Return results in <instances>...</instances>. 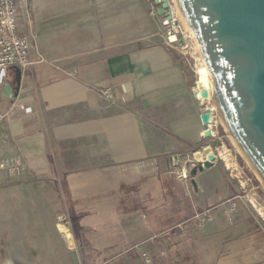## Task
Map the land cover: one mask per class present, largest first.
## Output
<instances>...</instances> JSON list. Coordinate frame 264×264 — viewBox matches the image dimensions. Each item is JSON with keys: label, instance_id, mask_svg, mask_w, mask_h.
Here are the masks:
<instances>
[{"label": "crops", "instance_id": "obj_1", "mask_svg": "<svg viewBox=\"0 0 264 264\" xmlns=\"http://www.w3.org/2000/svg\"><path fill=\"white\" fill-rule=\"evenodd\" d=\"M128 6L129 0H26L20 10V32L35 41L40 57L35 56L36 64L22 71L19 86L15 68L9 80L3 79L0 85V111L7 115L0 136L7 134L11 140L3 143L0 138V156L16 149L27 163V174L21 182L0 192L2 201L12 203L11 208L0 206V230L11 219L15 204L22 206L18 210L21 213H35L36 207L42 212L44 202L57 197L58 182L68 210L83 209V214H92L97 220L110 214L114 218V225L88 226L87 243L93 247L88 254L93 261L115 260V246L122 250L130 246L129 236L140 227L135 219L140 212L148 213L142 215L146 229L162 225L168 233L184 237L199 232L216 234L220 225L232 229L219 208L220 215L204 231L181 230L177 227L195 208H204L173 205L171 198L178 195L172 189L137 191L134 185L122 187L123 182L131 180V174L138 173L149 174V183L159 186L161 162L168 166L187 152L213 147L220 141L222 129L213 118V136L205 137L207 127L201 116L211 107L196 98L184 58L179 56L177 60L173 50L162 44L127 49ZM212 152L216 161L211 168L221 159L217 148ZM202 158L206 160L207 155ZM63 164L85 167L60 172ZM27 190L35 191L38 200L27 203ZM228 197L226 190L220 202ZM164 198L169 199L166 202ZM166 204L169 210L163 208ZM59 229L63 235V226ZM117 229L120 232L114 235ZM129 229L134 230L130 233ZM157 238L147 237L135 246L142 244L153 257L151 248ZM226 242L221 249L210 247L213 240L208 246L189 240L183 254L176 252L171 264L181 261L178 254L184 262L196 258L197 264H216L225 248L232 246L234 250V245L250 241L238 237ZM172 247L163 249L166 255L161 252V256H174L177 247ZM197 249H203L199 258ZM254 254L257 259L248 264H264V247ZM139 258L144 262L141 255ZM0 264L16 263L9 253Z\"/></svg>", "mask_w": 264, "mask_h": 264}, {"label": "rangeland", "instance_id": "obj_2", "mask_svg": "<svg viewBox=\"0 0 264 264\" xmlns=\"http://www.w3.org/2000/svg\"><path fill=\"white\" fill-rule=\"evenodd\" d=\"M169 2L172 7L171 11L173 17L175 16L179 23V27H181L179 30L182 33L181 38L186 43L185 45L189 46L187 50L179 46L171 50H173L174 55L184 58L186 74L193 88L197 85L207 83L211 86L212 90L211 74H208L209 71L207 68L203 67L201 62L198 63V60L201 59L202 56L200 50H198L196 46L197 41L195 35L193 39V36L189 32L190 28L187 26L178 8L177 1L169 0ZM159 7V5L155 4L154 0H129V29L127 32L128 50L144 48L154 44H162L168 47L166 45L168 37L167 28L163 24L166 18L158 14L157 9ZM143 18L147 20L144 19L143 21ZM151 34L152 36L150 37L146 36ZM182 54H184V56ZM203 103L206 104L205 107L209 106L214 108L216 111V126L222 128L219 131L220 141H216L213 147L210 146L209 148H211V150L217 148V151H219L218 153L228 155L229 160L226 162L223 156L219 154L221 159L217 162L215 167L204 169L205 172L203 174L198 171L196 175H193V170L196 169V166H200L201 162L205 161L202 158L205 154V150L203 151L204 154L201 148L194 151L192 150L183 155L177 163L167 166V164L161 162L159 169V186L157 183L154 185L148 183L147 185L145 184L147 187L143 189L147 190L151 187L172 189L178 195L171 198L173 205L187 207L195 204L200 209L215 208L236 196H240L242 200L238 204L237 219L234 226H227L232 229L225 230L223 225H220V229H218L220 232L218 231L216 233L217 235L211 233L207 236L199 232L191 233L184 237L181 234L173 233V235L168 233L169 229L162 225L160 227H155L153 230L146 229V218H142V215L145 214L148 216V213L140 212L138 213V217H135V219L138 218L139 220V224L136 226L140 225V227L135 231L133 236H129L130 246H128V252H126L128 248L122 250L119 246H115L114 252L116 253L115 256L118 258L109 261L110 264H146L145 261L143 262L139 258V255L143 252L146 253L154 264H171L174 258H177L176 252L180 255L183 254V247H185V244H187L189 240L193 243L196 242L198 245L199 243L202 244V242H205V244L203 243L204 246H208V242L213 240L210 247L215 246L223 248L227 243L226 241L232 238H250L253 237L254 234H257L258 237L264 236V182L230 137L225 124L221 120L220 114L215 108L213 100H205ZM84 167L85 166L82 165L63 164L60 165L61 169L59 171L72 172L74 169ZM131 180L132 181L129 182L126 181L128 183V188L139 185L137 181L133 183L132 178ZM144 181L141 184H144ZM58 183L59 193L57 197L44 202L43 205L45 208L41 210L42 212L38 211L39 208L36 207L37 212L30 213L27 211V214H25L18 212V210H21L22 206H16V204L15 206L12 205V207L14 206L12 208V217L9 221L6 220L3 225L4 228L0 230V259H2V257H8L10 253L11 258L16 264H100L106 262L101 260H90L88 253L93 247L89 246L87 243V233H90L88 231V226L97 223H100V225L101 223L102 225H114V218H111L112 215L110 214L107 219H102V217L100 220H97L93 218L92 214L88 216L83 214L81 211L83 209H76L75 212H72L70 209L68 210L62 188L60 187L61 182ZM226 190L229 197L220 202V197L224 195ZM69 192H67V196H69ZM35 194V191L27 190V203L31 202L33 199L35 201L38 200ZM168 199L169 198H164L166 202ZM11 204V201L8 203L6 199L2 201V198H0V206L6 208L9 206L11 208ZM167 206L168 204L163 208L169 210L170 208L168 209ZM166 212L169 211H164V214H166ZM2 215L7 216L8 213L3 212ZM219 215L220 210H217L214 216L216 217ZM169 217L170 213L165 215L166 219ZM59 225H62L71 233L74 240L72 243L67 242L60 233ZM129 230L131 233L134 229ZM119 232V229L115 230L114 235H118ZM153 235L158 237L154 240V246L151 248L153 257L145 251V247H142V252L141 250L132 249L139 241ZM37 236L41 237L36 239L35 237ZM213 237H215V240ZM170 245L174 248L177 247L173 254L174 256L169 254L168 257H162L160 253ZM192 246L193 248L195 247V245ZM202 248L205 249L208 247ZM94 249L97 251V246H94ZM180 249L181 252H179ZM203 249H197L195 251L197 252L198 258L200 257L199 250ZM227 253L229 255H224L223 257L229 256L228 258L230 259L226 261L225 264H240L241 262L243 264H248L257 259L253 253H240L238 257L230 256L236 255V253L230 254L229 251H227ZM179 254L178 259L181 258V261L178 260L175 264L198 263L196 258H193L194 260L192 261L185 260L184 262V257L179 256ZM219 257H221V255H219Z\"/></svg>", "mask_w": 264, "mask_h": 264}, {"label": "water", "instance_id": "obj_3", "mask_svg": "<svg viewBox=\"0 0 264 264\" xmlns=\"http://www.w3.org/2000/svg\"><path fill=\"white\" fill-rule=\"evenodd\" d=\"M188 27L200 44V52L212 75V99L228 133L264 182V0H176ZM157 12L179 26L169 0H156ZM16 83L22 70L15 68ZM195 95L197 92L195 91ZM211 110L201 116L213 136ZM193 175L216 161L211 148Z\"/></svg>", "mask_w": 264, "mask_h": 264}, {"label": "built area", "instance_id": "obj_4", "mask_svg": "<svg viewBox=\"0 0 264 264\" xmlns=\"http://www.w3.org/2000/svg\"><path fill=\"white\" fill-rule=\"evenodd\" d=\"M25 2L26 0H0V85L3 79L9 80V74L13 68L17 67L22 71L29 69L36 64L34 57H40L37 52L35 41H33L28 34L20 32L19 15ZM163 24L167 28L168 37L166 45L171 49H175L176 46H179L187 50L188 46L185 45L186 43L181 38L182 33L179 31L181 27L174 26L172 22L166 20H164ZM172 38L175 42L172 41ZM182 55L184 56V54ZM199 62L200 59L198 60V63ZM195 91L197 92L196 98L203 103L205 100H203L200 95L202 90L199 88L195 90L194 88V92ZM107 97L112 99L111 95L107 94ZM207 109L211 110L212 121L216 116V111L214 108ZM21 110H25L24 106H21ZM6 116L5 113L0 111V126L3 125ZM0 138L3 143L11 142L7 134H2ZM26 174L27 163L19 151L11 149L8 153L0 156V192L21 182ZM241 200L242 198L240 196H236L215 208L204 210L195 208L191 217L177 228L181 230L183 228H194L199 231H204L208 225L215 221L214 212L219 208H221L223 212L226 225L232 227L236 222L238 204ZM142 247L143 245L139 244L132 249L141 250L142 252ZM171 251L172 249L169 250V252ZM162 255H166V252H162ZM141 256L146 264L152 262L145 252H143ZM100 264H110V262L108 261Z\"/></svg>", "mask_w": 264, "mask_h": 264}, {"label": "trees", "instance_id": "obj_5", "mask_svg": "<svg viewBox=\"0 0 264 264\" xmlns=\"http://www.w3.org/2000/svg\"><path fill=\"white\" fill-rule=\"evenodd\" d=\"M175 58L178 60L179 57L175 56ZM130 177L133 179V183L134 182H138L137 184L139 185H135V188L137 189V191L139 190H144L143 188L146 187V185L150 182V178H149V174L146 173H138V174H131ZM145 180V181H144ZM132 181V180H130ZM144 181V184H141ZM129 182V181H128ZM146 184V185H145ZM125 185H128V183H124L122 184V187H125ZM251 238H253V242L255 243H251ZM248 242L247 244H239L240 246L237 247L236 245H234V250L232 249V246H229V248H225L223 251V254L221 255V257L218 258V263L216 262V264H225L226 261H228V259H226V257H223L224 255H229L227 253V251L231 253H236V255H240V253H246V254H254L256 253L258 250L262 249L264 247V236H257V234H254L253 237L247 238ZM228 249V250H227ZM236 255H230V256H236Z\"/></svg>", "mask_w": 264, "mask_h": 264}, {"label": "bare ground", "instance_id": "obj_6", "mask_svg": "<svg viewBox=\"0 0 264 264\" xmlns=\"http://www.w3.org/2000/svg\"><path fill=\"white\" fill-rule=\"evenodd\" d=\"M178 14V13H177ZM173 18H175V16L173 17ZM176 19V18H175ZM166 21H168L167 19H165ZM184 23V22H183ZM167 24V23H166ZM185 26V25H184ZM188 26V25H187ZM189 30V29H188ZM189 32L191 33V35L193 36V39H194V34H193V31L190 29L189 30ZM172 41H174V39L172 38ZM175 42V41H174ZM196 42V41H195ZM196 46H197V48H198V50H200V44L198 43V42H196ZM187 48H189V46L187 47ZM200 62H201V64L203 65V67H205V68H207V65H206V63L204 62V60H203V58H201L200 59ZM207 70H208V68H207ZM209 71V70H208ZM210 72H208V74H209ZM211 74V73H210ZM209 74V75H210ZM212 76V75H211ZM197 83H198V81H197ZM211 84H212V82H211ZM213 85V84H212ZM198 88L199 89H201V90H208V91H211V86H209V84H202V85H197L196 87H195V90H198ZM213 124V123H212ZM222 155V154H221ZM223 156V158H224V160L227 162L228 160H229V158H228V155H222ZM229 163V162H228ZM62 231H63V235H64V238L66 239V241L67 242H71L72 241V239H73V237H72V235H71V233L68 231V230H66L64 227H63V229H62Z\"/></svg>", "mask_w": 264, "mask_h": 264}]
</instances>
